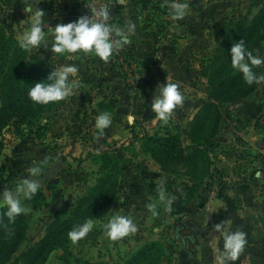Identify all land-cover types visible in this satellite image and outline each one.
<instances>
[{
    "label": "rangeland",
    "instance_id": "obj_1",
    "mask_svg": "<svg viewBox=\"0 0 264 264\" xmlns=\"http://www.w3.org/2000/svg\"><path fill=\"white\" fill-rule=\"evenodd\" d=\"M106 1L110 7L108 23L125 31L130 25L135 28L129 41L100 67L88 54L51 53V44L31 52L20 49L16 35L28 26L23 11L26 0H0V24L16 43L10 56L4 48L0 51L7 72L21 68V59L28 64L40 59L52 69L76 64L80 84L73 96L38 115L33 126L25 124L21 132L2 130L0 191L14 189L20 178L34 179L26 170L36 163L43 165L36 207L31 200L23 202L29 224L25 240L5 264H217L223 241L215 224L229 221L231 211L233 219L228 226L239 230V198L226 202L227 193L251 197L249 206L264 220V111H253L247 122L243 118L244 111L262 103L264 81L238 99L233 89L242 78L230 64V48L235 42H254V54L264 56V38L253 37L258 22L251 24L261 2L189 0V15L174 20L166 0H150L146 7L142 0ZM83 2L40 0L37 9L45 13V32L51 35L50 26L71 22L69 16L75 21L90 15L98 6L97 0H89L86 6ZM262 17L264 11L258 21ZM242 18L246 23L241 26L249 31L240 36L233 29ZM231 31L234 41L228 39ZM147 42H153L154 51L160 48L177 53L172 56L173 66L158 68L151 56L137 59L136 55L146 50L140 43ZM164 45L169 48L165 50ZM144 67L149 71L144 72ZM228 68L233 70V84L221 81ZM255 72L264 75V64ZM166 79L180 84L185 101L163 122L150 105L156 85ZM12 83L13 76L7 77L0 88V115L13 101ZM102 111L113 114V123L99 136L94 121ZM214 111L219 113L216 130H210L209 135L207 131L203 145L195 147L198 133L209 125ZM129 115L135 117L132 124L128 123ZM146 134L178 135L183 156L154 160L147 150L152 144L145 140ZM102 151L115 155L119 163L118 170L100 176L96 156ZM244 157L246 161L240 162ZM209 160L222 173L226 185L222 192L218 174L212 172L214 177H208ZM97 179H102L101 183ZM160 190L175 197L171 211L159 202ZM100 194L107 195V204L102 207L97 206ZM83 197L88 198L82 202ZM80 203L84 211H92L91 219L96 221L93 230L76 244L68 239L66 249L45 254L53 239L65 233L59 223L70 219ZM151 203L157 204L156 216L148 209ZM116 212L132 217L137 231L113 242L104 236L102 225ZM233 264H264V249H251L246 244Z\"/></svg>",
    "mask_w": 264,
    "mask_h": 264
},
{
    "label": "clouds",
    "instance_id": "obj_2",
    "mask_svg": "<svg viewBox=\"0 0 264 264\" xmlns=\"http://www.w3.org/2000/svg\"><path fill=\"white\" fill-rule=\"evenodd\" d=\"M40 0H26V7L23 8L27 14L26 28L18 31L16 35L17 45L20 49L31 52L41 47L48 48L59 56L65 54H88L98 57L100 61L108 62L114 51L129 41V35L134 31L135 26L130 25L125 31L118 25L108 23V7L91 9L90 15H82L75 21L68 23H57L49 27L51 35L45 32L43 10H38ZM165 6L169 15L174 20H181L189 15V0H166ZM257 50L250 49L243 41L235 42L230 48L231 68L242 74L246 84L252 85L264 81V75H257L254 68L264 64V56L254 54ZM79 68L76 64H60L53 68L47 78L35 82L27 92L28 98L35 104L48 105L58 103L75 94L80 87L78 78ZM185 97L180 90V84L170 79L162 84H157L153 93L150 109L160 121L167 122L173 115L174 109L184 104ZM135 117L128 116V123H134ZM113 123V114L110 111H102L96 115L94 127L102 136L104 130ZM28 176L34 179L20 178L13 188H6L0 191V207L6 208V215L9 221L28 211L24 206L25 200H31L42 187L39 179L42 177L43 165L36 163L26 170ZM259 176V173H257ZM174 196H167L163 190L159 192V202H162L166 211H171ZM153 216L158 215L157 204L148 205ZM96 224L95 219H87L83 223L73 226L67 233L68 239L76 244L91 232ZM230 221L217 223L214 226L216 232L222 238V248L218 249L216 257L217 264H233L244 251L246 234L244 231H232L228 226ZM104 236L109 241H120L122 238L137 231V225L129 215L116 212L112 214L106 223L102 225Z\"/></svg>",
    "mask_w": 264,
    "mask_h": 264
},
{
    "label": "trees",
    "instance_id": "obj_3",
    "mask_svg": "<svg viewBox=\"0 0 264 264\" xmlns=\"http://www.w3.org/2000/svg\"><path fill=\"white\" fill-rule=\"evenodd\" d=\"M256 2V0H254ZM261 2V7L258 10V13L253 16V20L251 22L252 25H257V28L254 32L253 37L257 39L264 38V17L258 21L259 16L264 11V0H257ZM150 3V0H142V5L146 7ZM240 21V24L235 26L233 31L239 33L240 36L243 34H247L249 31V27H242V24H245V18ZM233 31L230 32L229 41H234L236 36H234ZM14 39L10 36L6 35L5 28L0 24V51L4 48L7 53V56H10L12 44L14 43ZM225 43V42H224ZM254 42H249L246 44L250 49L253 46ZM3 56L0 55V88H4L5 80L7 77L13 76V83L12 86V95L13 101L3 107V110L0 115V135L5 131H13L17 130L21 132V128L27 124L33 126L35 123L34 121L42 112L49 110L51 107L56 105L57 103H50L48 105H39L33 103L27 95L28 89L35 83L43 81L47 78V75L52 70V68L46 64L44 61L40 59H36L31 63H24L21 59L20 66L21 68L15 69L13 73L7 72L5 66L2 64ZM256 68H254L255 71ZM232 73L233 70L231 68L226 69L223 73L224 76L222 77L221 81H229L230 84H233L235 80H232ZM237 75L242 78V82L240 84H234V94L240 98H244L252 93L255 89V84L248 85L244 82L242 74L237 71ZM239 77V78H240ZM235 79V78H234ZM211 103H207V106ZM102 103H98V106H102ZM219 113L214 111L213 117L211 118L209 125L206 126L203 132L198 133L196 143L194 144L195 147L202 146L204 143V137L207 134H210V130L214 132L218 126ZM2 137L0 136V155H1V148L3 146ZM145 140L148 143H151L152 147L147 149L154 160H160V157H165L168 159H179L183 156L184 149L182 147V139H179L178 135H168L167 137H161L158 135H145ZM96 160L98 163V169L100 170V176L103 174L108 175L110 172L114 170H118V158L108 151H102L96 156ZM207 165V173L208 177H214L212 172H216L218 174V178L220 181V192H222L226 185L224 181L221 180L220 175L222 174L221 171L210 163V160L206 162ZM222 176V175H221ZM215 179V178H214ZM97 181L101 183L102 179H97ZM97 187L94 186L93 188ZM92 188V189H93ZM40 196V192L35 194V196L31 199V202L34 207L37 205V199ZM91 196V194H90ZM220 196V194H218ZM89 197V196H88ZM88 197H83L82 202L84 199ZM98 203L97 206H104L107 204V195L100 194L97 196ZM113 202V201H111ZM110 203V201L108 202ZM97 208L95 207V210ZM6 212V208L0 207V264H5L10 258L11 255L16 252L23 241L25 240L26 233L29 228L28 221L24 213L18 215L14 221H9L8 217L4 215ZM91 210L88 209L87 211L83 210V205L80 203V207L78 211L71 215V218L67 221L60 222V226L64 229L65 233L61 235V237H56L53 239L52 243H50L46 247L45 254L50 250H54L56 248L66 249V240H68L67 233L73 228V226L78 225V223L84 222L87 219L92 218ZM89 213L91 215H89ZM156 243H150L149 246H154ZM158 257V256H157ZM156 257V259H158Z\"/></svg>",
    "mask_w": 264,
    "mask_h": 264
},
{
    "label": "crops",
    "instance_id": "obj_4",
    "mask_svg": "<svg viewBox=\"0 0 264 264\" xmlns=\"http://www.w3.org/2000/svg\"><path fill=\"white\" fill-rule=\"evenodd\" d=\"M39 8H42L41 6ZM70 20L73 21L74 17L69 16L68 17ZM168 39V37L166 38ZM152 41V40H151ZM165 42H168L167 40ZM140 45L145 48L146 50L142 53V51L138 52V53H142L141 55H136L137 59L142 58V55H144V57L147 56H151V59H154L153 62L158 65V68L162 67H172V56H178L177 53L171 52V53H166V51L164 52L163 50H161L160 48L156 51L153 50V42H151L149 44V42L147 43H140ZM149 48H151L152 50L151 53H149ZM167 48H169V46L164 45V49L166 50ZM170 48H172L170 46ZM93 59L95 60L96 64H98V66H103L106 64V62L104 61H100L98 57H95L94 55H90ZM135 57V55H134ZM146 67L143 68L144 72L145 71H149V69H145ZM262 104V105H261ZM258 104V105H252V107L250 109H248L247 111H244V119L247 120L248 119H252V112L253 111H258V109L260 110V108H262V110L264 111V99L262 100V103ZM260 106V107H259ZM262 106V107H261ZM247 159V158H246ZM245 157L242 158V160H240V162H245L246 161ZM227 196L225 197V201L231 203L233 200H235L236 198H239V203H240V208H239V213L236 216L238 221H239V230L244 231L246 234V241H247V245L249 248L251 249H259L262 250L264 249V220L257 214V211L252 209L249 204L251 202V197H249L248 195H243V194H231V193H227ZM242 208V209H241ZM230 213V220L233 219L231 218V211H229ZM231 225V222L230 224ZM261 259V258H260Z\"/></svg>",
    "mask_w": 264,
    "mask_h": 264
},
{
    "label": "built area",
    "instance_id": "obj_5",
    "mask_svg": "<svg viewBox=\"0 0 264 264\" xmlns=\"http://www.w3.org/2000/svg\"><path fill=\"white\" fill-rule=\"evenodd\" d=\"M97 2H98V6H96L97 10L100 9L101 7L110 8L109 5H108V1H106V0H97ZM89 4H90L89 0H84L83 6H86V5H89ZM108 11H110V10L108 9ZM109 14H110V12H109Z\"/></svg>",
    "mask_w": 264,
    "mask_h": 264
},
{
    "label": "water",
    "instance_id": "obj_6",
    "mask_svg": "<svg viewBox=\"0 0 264 264\" xmlns=\"http://www.w3.org/2000/svg\"><path fill=\"white\" fill-rule=\"evenodd\" d=\"M30 178V177H29Z\"/></svg>",
    "mask_w": 264,
    "mask_h": 264
}]
</instances>
